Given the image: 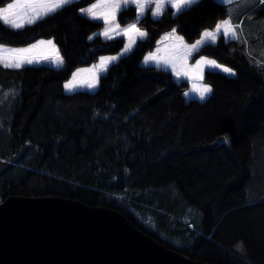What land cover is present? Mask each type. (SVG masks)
<instances>
[{
	"label": "trees",
	"instance_id": "16d2710c",
	"mask_svg": "<svg viewBox=\"0 0 264 264\" xmlns=\"http://www.w3.org/2000/svg\"><path fill=\"white\" fill-rule=\"evenodd\" d=\"M95 2L75 1L21 30L0 21V45L53 40L64 61L61 69L0 65V203L51 197L109 208L193 261L264 264V3H250L239 18L262 19L243 41L220 38L196 52L193 60L211 58L235 77L206 72L211 95L187 102V83L142 62L173 28L194 44L229 18V7L200 0L178 15L170 7L158 20L147 14L138 27L148 37L108 69L98 90L68 94L64 84L77 69L126 44L89 39L103 24L80 9ZM136 18L129 7L117 21ZM187 208L197 220L183 224Z\"/></svg>",
	"mask_w": 264,
	"mask_h": 264
},
{
	"label": "water",
	"instance_id": "95a60500",
	"mask_svg": "<svg viewBox=\"0 0 264 264\" xmlns=\"http://www.w3.org/2000/svg\"><path fill=\"white\" fill-rule=\"evenodd\" d=\"M0 264H206L138 229L122 213L64 198L0 203Z\"/></svg>",
	"mask_w": 264,
	"mask_h": 264
},
{
	"label": "snow or ice",
	"instance_id": "6c2138e0",
	"mask_svg": "<svg viewBox=\"0 0 264 264\" xmlns=\"http://www.w3.org/2000/svg\"><path fill=\"white\" fill-rule=\"evenodd\" d=\"M74 0H16L15 3H9L7 7L0 8V21L9 25L13 29H21L25 24H35L50 14L56 13L63 9L66 5H70ZM155 4L153 16L163 15V9L166 4H170L176 14H180L182 9H190L193 4L199 3L200 0H96L87 8H81V13L90 20L103 21L102 35L105 39H114V33L127 39V44L123 46V53L130 52L135 46L136 40H146L148 32L141 30L137 23H128L126 27H121L117 21V15L121 11L122 6L134 4L137 12L143 15L149 4ZM224 4L231 3V0H223ZM264 3V0H261ZM240 25H233L230 19H225L216 24L215 31H204L203 37L194 44L185 42L184 37L176 33L173 28L169 33L165 34L160 43L163 48H157L155 54H149L145 58V63L154 61L157 64H165L171 67L172 72L176 76H184L192 81V91L199 94L203 100L206 94L212 92V88L201 85L199 82L203 80V72L206 66L212 68H221L213 59L200 58L194 65L189 64V58L193 53L204 44L205 40L216 41L218 34L223 31L227 35H231L234 39H239L236 28ZM92 37H89L91 39ZM168 42V43H166ZM43 47H50L55 55L52 57L57 63L63 64V58L59 55L53 41L40 40L38 44L27 48H5L0 45V65L4 68L21 69L26 64L30 65L38 62L39 59H48L47 55H40L39 50ZM121 53V55H123ZM119 56L102 57L100 60V68L107 71V65L112 61H118ZM90 72L88 79L78 81V77L82 72ZM224 72L235 75L230 68H223ZM87 84L89 88H95L99 83V75L95 70V66L91 70H80L73 75L72 80L66 83L64 87L69 91H73L77 84ZM188 93H185L187 95Z\"/></svg>",
	"mask_w": 264,
	"mask_h": 264
},
{
	"label": "rangeland",
	"instance_id": "374dc122",
	"mask_svg": "<svg viewBox=\"0 0 264 264\" xmlns=\"http://www.w3.org/2000/svg\"><path fill=\"white\" fill-rule=\"evenodd\" d=\"M75 1H78V0H74V2ZM254 1H256V0H231V3H229V4H224L223 3V0H218V2L220 3V4H223V5H225V6H228L229 7V9H230V15H229V18L228 19H230L231 20V22H232V24L233 25H240V27H238V28H236V33H237V36L239 37V39H234L231 35H225L224 33H223V31H221L219 34H218V36H217V39H216V41L215 42H213L212 40H205V42H204V44L202 45V46H200L194 53H193V55H192V57H190L189 58V64L190 65H194L195 63H196V61L197 60H199L200 58H207V57H200L199 59H197V60H193V58H194V55L196 54V52L199 50V49H201L203 46H205V45H208V44H213V45H215V44H217L218 42H219V39L220 38H222L226 43H229V42H240V41H243L244 40V38H243V36H247V34H249L248 32H249V30H250V26H251V24H253V23H259V21H261L262 19L264 20V17H262V19L260 20V19H255L254 17H252L251 15H249V17L244 21V23L241 21V23L239 22V18L241 17V15H243V14H245V10L248 8V5H250V3H254ZM259 1H261V0H259ZM16 2V0H13V2H11V3H15ZM96 3V2H95ZM194 5V4H193ZM192 5V6H193ZM5 7H7V6H5ZM129 7H133V8H135V5L134 4H129V5H126V6H122V8H121V11L122 10H124V9H126V8H129ZM171 8V5L170 4H166L165 5V7H164V9H163V13L165 12V10L167 9V8ZM2 8H4V7H2ZM136 9V8H135ZM188 8H185V9H182V11L181 12H183L184 10H187ZM154 10H155V4L154 3H151L150 2V4H149V6H148V8L146 9V11H145V13L143 14V15H140L138 12H137V18H136V20H135V22H133V23H137V25L140 23V21H141V19L144 17V16H146L147 14H150V16L154 19V20H158L161 16H153L152 15V13L154 12ZM120 11V12H121ZM173 11H174V14H176L175 13V10L173 9ZM120 12L118 13V15L120 14ZM51 15H53V14H50L49 16H51ZM118 15H117V17H118ZM176 15H178V14H176ZM49 16H46V17H44V18H42V19H45V18H47V17H49ZM42 19H40V20H42ZM89 19V18H88ZM255 19V20H254ZM40 20H37V22L38 21H40ZM2 23H3V21H1ZM96 22H98V23H102L103 24V21H96ZM4 24V23H3ZM5 26H7L8 28H11L9 25H6V24H4ZM30 25H33V24H30ZM29 24H25V26L23 27V28H25V27H27V26H30ZM262 25H264V21H263V23H262ZM122 27V26H121ZM124 27H126V26H124ZM23 28H21V29H23ZM123 28V27H122ZM11 29H13V28H11ZM21 29H18V30H21ZM14 30H17V29H14ZM102 31H103V29H101L100 31H98L96 34H94L93 36H92V38L91 39H94V38H96V37H102V39H104V40H108V39H105V37L102 35ZM209 31H215V29L214 30H209ZM114 35V39H110V40H115V39H119V38H123V39H125V42H126V44H127V39L125 38V37H122V36H120V35H118V34H113ZM165 35V34H164ZM164 35H162L161 36V38L159 39V41L157 42V46H156V48L154 49V51H152V52H150L151 54H155L156 53V50H157V48H163L164 47V45L163 44H161L160 43V41H161V39L163 38V36ZM202 37H203V34H202V36H201V38L200 39H202ZM40 41V40H39ZM39 41H37V42H35V43H33V44H31V45H29V46H27V47H30V46H32V45H35V44H38L39 43ZM44 41H49V40H44ZM51 41H53V40H51ZM138 41H142V40H139V39H137L136 40V43H135V46H136V44L138 43ZM54 42V41H53ZM166 43H168V42H166ZM258 43L259 42H257V43H255L254 45H253V47H254V49H255V47H258ZM55 44V43H54ZM56 46V45H55ZM134 46V47H135ZM27 47H23V48H27ZM134 47L132 48V50L134 49ZM5 48H10L11 49V47H5ZM56 48L59 50V48L56 46ZM131 50V51H132ZM130 51V52H131ZM252 51L254 52V50L252 49ZM39 52H40V55H47L49 58L48 59H39L38 60V62H36V63H33V64H30V65H25L24 67H26V66H51V67H53V68H56V69H61L62 67H63V64H64V61H63V64H59L58 65V63L52 58L54 55H55V52L50 48V47H43V48H41L40 50H39ZM130 52H127V53H123V50L119 53V54H117V55H113V56H105V57H115V56H119L120 58H119V60L122 58V57H124V56H126V55H128ZM121 53H123V55H121ZM149 53V54H150ZM148 54V55H149ZM260 54H262V57H263V59H261L260 61H259V63H258V65H260V64H264V51L262 52H260ZM59 55L61 56V53H60V50H59ZM147 55V56H148ZM146 56V57H147ZM62 57V56H61ZM145 57V58H146ZM208 59H211V58H208ZM100 60H101V58L99 59V61H98V63H96L95 65H92V66H90V67H85V68H79V69H77L74 73H73V75L75 74V73H77L78 71H80V70H91V69H93V67L95 66V70H96V72L98 73V75H99V80H100V78L102 77V76H105L106 75V73H107V71H108V69L112 66V65H114V64H116L118 61H112V62H110L108 65H107V71L105 72V71H103L101 68H100ZM217 62V61H216ZM218 63V62H217ZM219 64V63H218ZM142 65L143 66H145V67H155V68H158V69H162V70H165V71H167V72H169V73H171L172 74V76H173V79L175 80V82H177L178 84H180V83H183V82H185V83H187L188 84V86H189V88H188V90L185 92V93H188L187 95H185L184 94V97H185V99H186V101L187 102H189L190 100H199L200 102H204L209 96H210V94L211 93H209V94H206V97H205V99H201L200 98V96H199V94L198 93H196V92H193L192 91V81L190 80V79H188L187 77H184V76H176L173 72H172V69H171V67H169V66H167V65H165V64H163V63H161V64H157L156 62H154V61H148L147 63H145V59L143 60V62H142ZM221 65V64H220ZM3 66V65H2ZM223 68H228V67H226V66H224V65H221V69H223ZM217 68H212V67H210V66H206L205 68H204V72H203V80L202 81H200L199 83L201 84V85H206L205 83H204V76H205V74H206V71H215ZM232 70V69H231ZM217 72V71H216ZM219 72V71H218ZM232 72L234 73V71L232 70ZM73 75L71 76V78H70V80L68 81V82H66V83H69L71 80H72V78H73ZM89 76H90V72H87V71H85V72H82L81 73V76L80 77H78L77 79H78V81H81V80H85V79H88L89 78ZM65 83V84H66ZM64 84V85H65ZM207 86V85H206ZM98 87H99V83H98V85L95 87V88H89L88 86H87V84H80V83H78L77 84V87L73 90V91H69L68 89H66L65 87H64V89H65V92L66 93H70V94H73V93H76V92H79V91H88V92H92V93H94V92H96L97 90H98ZM184 215H185V219H183L182 220V222H183V224H188V223H190V221H193V220H197V217H196V214L192 211V210H190V209H185V211H184ZM152 222V219H147L146 221H145V223H146V225H151V224H149V222ZM148 223V224H147ZM171 244H173L174 246L176 245V244H174L173 242H170Z\"/></svg>",
	"mask_w": 264,
	"mask_h": 264
},
{
	"label": "crops",
	"instance_id": "0c3cea01",
	"mask_svg": "<svg viewBox=\"0 0 264 264\" xmlns=\"http://www.w3.org/2000/svg\"><path fill=\"white\" fill-rule=\"evenodd\" d=\"M209 71V70H208ZM208 71H206V72H208ZM218 72L219 71V73H222V74H224V75H226L227 77H235V75H230L229 73H227V72H224L223 71V69H221V68H217L215 71H211V72ZM235 73V72H234ZM211 95V94H210ZM208 99V98H207ZM206 99V100H207ZM195 100V99H194Z\"/></svg>",
	"mask_w": 264,
	"mask_h": 264
}]
</instances>
